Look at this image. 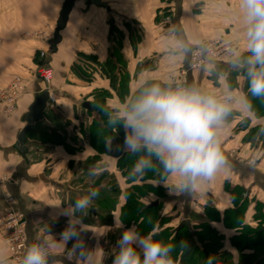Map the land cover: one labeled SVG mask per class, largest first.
<instances>
[{
	"label": "crops",
	"instance_id": "crops-1",
	"mask_svg": "<svg viewBox=\"0 0 264 264\" xmlns=\"http://www.w3.org/2000/svg\"><path fill=\"white\" fill-rule=\"evenodd\" d=\"M100 2L104 7L75 0L64 28L58 32L60 40L53 44L63 0H0V87L16 76L26 85L12 115H4L0 107V216L9 210L24 216L26 246L35 242L38 235L49 238V232L58 239L67 222L60 215L62 209L94 190L97 195L82 214L84 240L89 248L100 249L98 264H113L110 250L116 248L118 233L133 226L137 230L136 225L126 226L121 221L125 193L133 186H146L150 191L140 201L144 206L157 205L159 219H167L164 226L174 231L182 221L189 220L192 232L199 233L200 225L207 223L221 237L219 254L224 257L223 263L238 264L241 252L231 239L241 234V228L226 223L227 218H234L228 213L235 212L232 195L237 188L243 203L241 227L259 226L255 215L256 204L264 209V156L256 157L258 150H250L244 139L248 127L259 124L260 119L237 105L220 133L221 151L229 158L226 166L191 193L174 194L169 191L173 179L167 175L163 179L139 176L134 181L123 175L118 162L128 153L122 149L124 131L110 121L109 114L135 93L142 73L163 82L187 67L189 57L171 64L164 55L163 33L172 25L196 41L194 47L199 42L221 41L239 47L246 55L240 0ZM37 31L51 35L50 45H45L41 37L32 36ZM108 61L112 78H107L102 70ZM43 66L53 71L48 88L55 101L47 111L53 112L54 121L44 118L36 123L27 135L26 153H19L15 149L17 136L26 125L28 107L42 86L37 72ZM90 66L92 73L87 70ZM217 66V72L228 73L226 81L202 67L188 74L187 83L216 91H222L227 84L245 96L248 80L241 75L242 70H233L230 58ZM99 106L107 113L104 120L97 110ZM234 153L238 156L234 157ZM90 170L95 175H89ZM111 182L118 193L110 216L105 218L107 197L100 194ZM153 189L155 192H151ZM198 196L202 198L197 201ZM9 198L12 204L7 202ZM206 208L214 211L216 220H208ZM112 237L116 240L111 241ZM67 247H53L49 264H82ZM203 253L207 255L204 250ZM0 256L6 264H12L1 240Z\"/></svg>",
	"mask_w": 264,
	"mask_h": 264
},
{
	"label": "clouds",
	"instance_id": "clouds-1",
	"mask_svg": "<svg viewBox=\"0 0 264 264\" xmlns=\"http://www.w3.org/2000/svg\"><path fill=\"white\" fill-rule=\"evenodd\" d=\"M239 9L247 54L232 45L226 51L233 70L246 71L248 92L255 97L264 96V0H240ZM163 43L164 55L171 64L196 54L210 74L227 80V72H217L216 53L211 46L199 42L194 47L197 42L186 38L175 25L165 30ZM237 105L250 108L247 97L227 84L222 91H216L171 77L161 82L142 73L135 93L111 110L109 119L124 131L122 149L141 154L131 174L143 175L156 158L167 177L173 179L169 191L183 194L210 182L226 166L220 133ZM89 175H95V171L90 170ZM96 195L91 190L63 208L60 215L67 222L58 239L50 232L47 239L38 235L27 246L21 264H49L51 249L58 244L67 247L70 242L71 251L82 264H98L100 249L89 248L84 240L82 215ZM154 235L153 231L141 236L134 226L123 230L116 242L113 264H174L173 246L153 239ZM0 264H6L3 256Z\"/></svg>",
	"mask_w": 264,
	"mask_h": 264
},
{
	"label": "trees",
	"instance_id": "trees-1",
	"mask_svg": "<svg viewBox=\"0 0 264 264\" xmlns=\"http://www.w3.org/2000/svg\"><path fill=\"white\" fill-rule=\"evenodd\" d=\"M102 70L107 78H112V65L109 61L102 67ZM245 96L250 104V108L248 110L253 113L255 118L264 119V96H252L251 93L248 92V81L246 83ZM97 110L102 116V120H104L107 116L105 109H103L102 106H99ZM44 118L49 121H54L53 112L50 110L46 111ZM103 139L104 138H102V140ZM259 139L264 145V131H261ZM139 155L141 154L126 153L119 158V169L123 172V175L131 181H134L139 177L131 174L133 165L139 158ZM154 159L156 158H153V160ZM165 176L166 174L164 173L162 166L153 162L152 166L149 169H146L144 174L140 177H142V179H163ZM147 189L149 188L146 186H133L131 190H128L125 193L126 203L121 212V221L126 226L131 224L136 225L137 232L141 236L147 235L151 232L152 226L159 219L157 214V205L152 203L153 205L150 204L144 206L140 201V199L143 198L148 191H150V189L146 191ZM241 196L240 189H233L232 200L236 209L235 212L228 213L230 217L234 218H227L226 223L228 226H234L239 229L241 228V234L238 237L231 239L233 246L241 252L238 264H264V230H262L264 225V212L261 210L263 207L260 204H256L255 219L259 221V226L256 229L241 227V215L243 211ZM106 202L108 210H111L115 205L113 198H107ZM204 212L206 213L209 221L216 220V215L211 208H206ZM200 226L201 231L199 233L193 232L192 236L189 235L185 228L180 230L177 228V230H171L169 232L170 237L168 239L166 238L165 241L167 244H171L173 246L174 251H172L171 255L175 259L174 261L176 264H199L200 262H202V264H226L223 263L224 257H221V254H219V250L221 248V237L217 236L209 228L207 223H203ZM194 238H196V242L194 241ZM153 239L162 241L160 236H153ZM203 250L207 255L203 253ZM245 250H250L251 253L243 254L242 252Z\"/></svg>",
	"mask_w": 264,
	"mask_h": 264
},
{
	"label": "built area",
	"instance_id": "built-area-1",
	"mask_svg": "<svg viewBox=\"0 0 264 264\" xmlns=\"http://www.w3.org/2000/svg\"><path fill=\"white\" fill-rule=\"evenodd\" d=\"M33 37H41L44 40L45 45H50L52 42V37L47 32L37 31L32 34ZM206 45L211 46V48L216 53V63H221L227 61L230 56L228 55L226 48L230 45L221 41H205ZM2 41L0 39V48ZM44 53H41L43 57ZM203 67V62L200 57L193 54L189 57V61L186 68H183L177 74H172L171 78L187 83L188 74L197 71ZM89 73L93 72V67L87 68ZM37 78L40 84L43 86V90H47L50 93V99L54 104V98L48 88L49 84L53 79V71L48 66H43L37 72ZM26 92V85L23 79L19 76L14 77L7 85L0 87V107L2 112L6 116L12 115L18 105V101L22 95ZM52 104V105H53ZM234 152V151H233ZM235 154V153H234ZM233 154L234 157H236ZM226 158V157H225ZM226 158V162L228 161ZM235 159V158H234ZM252 161H250V164ZM202 196L197 197V201L201 199ZM9 204H12L13 200L9 198L7 200ZM26 223L24 216L16 211L9 210L2 216H0V240L5 245L9 253V261L12 264H21L22 257L26 251ZM52 255V249H51Z\"/></svg>",
	"mask_w": 264,
	"mask_h": 264
},
{
	"label": "water",
	"instance_id": "water-1",
	"mask_svg": "<svg viewBox=\"0 0 264 264\" xmlns=\"http://www.w3.org/2000/svg\"><path fill=\"white\" fill-rule=\"evenodd\" d=\"M74 1L75 0H63V4L59 12L58 20L56 23L55 33L53 35V44H57L60 40L58 32L64 28L66 21H67L68 14L73 6ZM86 1L89 4H92L94 6L104 7V4H102L100 0H86ZM241 75L247 79L246 71L242 70ZM52 104L53 102L50 99L49 91L43 90V91L38 92L33 102L28 107L27 114L24 119L26 125L21 129V131L18 133V136H17L15 149L19 153H23V154L26 153L27 135L33 132L34 125L36 123L43 121L44 114L47 111V107L51 106ZM85 107H88V106L85 105ZM153 162L160 164V162L157 159H154ZM182 228H185L186 231L189 233V235L191 236L193 235L189 220H184L180 223V225L178 226V229L180 230ZM262 230H264V227H262ZM194 241L196 242V238H194Z\"/></svg>",
	"mask_w": 264,
	"mask_h": 264
},
{
	"label": "rangeland",
	"instance_id": "rangeland-1",
	"mask_svg": "<svg viewBox=\"0 0 264 264\" xmlns=\"http://www.w3.org/2000/svg\"><path fill=\"white\" fill-rule=\"evenodd\" d=\"M75 66V65H74ZM51 68V67H50ZM246 88V87H245ZM245 88H244V90H245ZM39 90L41 91L42 90V86H39ZM262 124V125H261ZM245 126H247L248 127V124H244ZM261 131H264V119L263 118H261L260 119V121H259V124H254V125H250V127H248V133H247V135H246V137H245V139H244V142L246 143V144H248L247 146L249 147V149L250 150H258L257 152H256V157H263L264 156V145H263V142L262 141H260V139H259V135H260V133H261ZM255 152V151H254ZM252 155L254 154L253 152L251 153ZM235 156H238V154H234ZM239 155H240V153H239ZM251 159H249V161H250ZM149 189H147L146 191H148ZM154 190H152V192H153ZM117 193H118V189H117V187H116V185H114L112 182H111V184L110 185H108V186H106V188H105V190L100 194V195H102V196H106L107 198H109V197H112V198H114L115 196H117ZM238 194H240V193H238ZM242 197V196H241ZM102 199H104V198H102ZM261 210H264L263 208L261 209ZM105 211V213H104V217L105 218H107V217H109L110 216V210H108L107 208L104 210ZM108 215V216H107ZM104 218V220H105V222L107 223L108 222V220H106ZM263 220H264V217H263ZM167 221V219H165V218H162V219H158L157 221H156V223L152 226V228H151V232H155V235H154V237H159L160 236V238H161V240L163 241V242H166L165 241V239L167 238H169L170 236H169V232L171 231L167 226H164V222H166ZM137 228V227H136ZM63 230V229H62ZM61 232V231H60ZM120 233H118V235H117V240L119 239V237H120ZM83 238H85V235H83ZM116 238L114 237H112V240L111 241H115L116 240ZM117 240L115 241V242H117ZM167 243V242H166ZM68 248V250H71V246H68L67 247ZM110 247L109 246H107V250H110L109 249ZM114 250H110L111 252V255H112V257L114 258V254L115 253H112L113 251L114 252H116L117 250H116V248H113ZM116 250V251H115ZM172 251H174V250H172ZM172 254V253H171ZM173 260H175L174 258H173ZM198 262H200V261H198ZM110 263V262H109ZM174 264H176V262L174 261ZM199 264H202V262H200Z\"/></svg>",
	"mask_w": 264,
	"mask_h": 264
}]
</instances>
